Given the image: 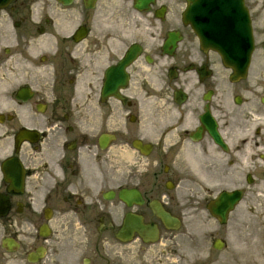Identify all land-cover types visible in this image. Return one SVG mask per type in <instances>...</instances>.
<instances>
[{"label":"flooded vegetation","instance_id":"1","mask_svg":"<svg viewBox=\"0 0 264 264\" xmlns=\"http://www.w3.org/2000/svg\"><path fill=\"white\" fill-rule=\"evenodd\" d=\"M137 1L0 0V251L26 240L24 264L177 254L152 205L213 237L208 206L264 183V0H242L245 72L201 44L190 0ZM128 215L155 240L121 238Z\"/></svg>","mask_w":264,"mask_h":264},{"label":"rangeland","instance_id":"2","mask_svg":"<svg viewBox=\"0 0 264 264\" xmlns=\"http://www.w3.org/2000/svg\"><path fill=\"white\" fill-rule=\"evenodd\" d=\"M249 192L232 213L228 225L223 226L219 235L224 237L225 245L221 250H212L211 254H205L210 246V238L207 235H199L191 212L184 214V226L171 232L176 235L175 241L179 242L178 254H144L145 264H264V255L256 254L255 249L249 248L252 243L264 249V183L255 190ZM198 226V224L196 223ZM201 226H198V229ZM249 241L245 240V231L255 233ZM198 239L199 245L196 241ZM28 243L24 240L23 251ZM3 253L7 255V264H24L21 254Z\"/></svg>","mask_w":264,"mask_h":264},{"label":"water","instance_id":"3","mask_svg":"<svg viewBox=\"0 0 264 264\" xmlns=\"http://www.w3.org/2000/svg\"><path fill=\"white\" fill-rule=\"evenodd\" d=\"M195 1H197V3L215 2L216 4L220 3V4H223V5H232V4L233 5H239V3H240L239 0H195ZM224 9H225V7L222 8L223 11H224ZM225 16H227V17L232 16L233 17V15L230 14V13L225 14ZM234 16L240 17V13H238L237 10H236V13L234 14ZM241 18H242V21L245 22V15L242 16ZM234 26H235V24H234ZM242 26L244 27V23L242 24ZM214 35H216L217 39L214 37ZM212 36L214 37L215 40L220 41L222 43V46H219V48L216 46L215 48L219 51V53L221 54V56L224 59L229 58V59L232 60V58L236 59V57H239V58L243 59L244 62L248 59V55H249L250 49H251V35H250V32H249V28H247L246 31H243V33L241 34L240 39H241V41L244 44V47H241V48H233V47L229 48L230 46H234V41H230L227 38V36H225L223 34H213ZM232 65H235V64H232ZM228 196L230 197V195H228ZM231 197H232L231 200L234 202V201H237L240 196H239V193L235 191V192H233ZM230 207L231 206H229V208ZM157 213L161 216V218L163 220L168 218V216H167V214L165 212L158 211ZM215 213H218V212L215 211ZM221 219H222V221H224L225 217L223 215H221ZM135 229H137V231L140 234H143L141 232V230L144 229V227L142 225H136ZM6 244H7V247H9L8 248L9 250H11L13 245H14V243L12 241H8ZM215 247L220 248V245H215Z\"/></svg>","mask_w":264,"mask_h":264},{"label":"bare ground","instance_id":"4","mask_svg":"<svg viewBox=\"0 0 264 264\" xmlns=\"http://www.w3.org/2000/svg\"><path fill=\"white\" fill-rule=\"evenodd\" d=\"M254 235H257L256 229H255V233H254V231L251 233V232H248V230H247V231H245L244 238H245V240L249 241L250 238L253 237ZM249 248H252V250L255 249L256 254H258L259 256L264 255V249L257 247V244H255V243H252L249 246Z\"/></svg>","mask_w":264,"mask_h":264}]
</instances>
